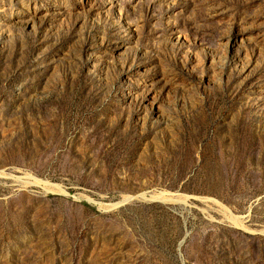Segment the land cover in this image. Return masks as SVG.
Instances as JSON below:
<instances>
[{"label": "rangeland", "instance_id": "rangeland-1", "mask_svg": "<svg viewBox=\"0 0 264 264\" xmlns=\"http://www.w3.org/2000/svg\"><path fill=\"white\" fill-rule=\"evenodd\" d=\"M262 230L264 0H0V264H264Z\"/></svg>", "mask_w": 264, "mask_h": 264}, {"label": "bare ground", "instance_id": "bare-ground-1", "mask_svg": "<svg viewBox=\"0 0 264 264\" xmlns=\"http://www.w3.org/2000/svg\"><path fill=\"white\" fill-rule=\"evenodd\" d=\"M233 221H235V218H232Z\"/></svg>", "mask_w": 264, "mask_h": 264}, {"label": "water", "instance_id": "water-1", "mask_svg": "<svg viewBox=\"0 0 264 264\" xmlns=\"http://www.w3.org/2000/svg\"><path fill=\"white\" fill-rule=\"evenodd\" d=\"M264 234V230L261 231Z\"/></svg>", "mask_w": 264, "mask_h": 264}]
</instances>
